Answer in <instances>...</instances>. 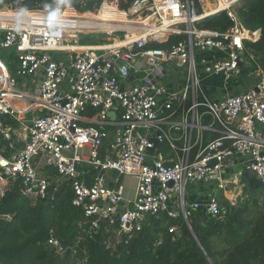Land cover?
<instances>
[{
	"label": "built area",
	"instance_id": "built-area-1",
	"mask_svg": "<svg viewBox=\"0 0 264 264\" xmlns=\"http://www.w3.org/2000/svg\"><path fill=\"white\" fill-rule=\"evenodd\" d=\"M110 1L128 18L111 30L71 4L0 8V47L16 54L14 71L0 65V194L10 178H21V193L34 199L69 183L72 204L91 218L86 232L106 222L113 247L164 215L190 229L204 207L221 219L220 201L189 202V186L213 181L225 189L233 181L224 176L227 161L237 154L264 181V67L247 49L261 29L235 14L242 0H212L209 12L201 0L203 14L194 0H132L127 8ZM221 11L234 21L229 29L197 26ZM208 76L219 77L216 97ZM126 175L137 178L130 197ZM47 245L66 251L55 237Z\"/></svg>",
	"mask_w": 264,
	"mask_h": 264
},
{
	"label": "trees",
	"instance_id": "trees-1",
	"mask_svg": "<svg viewBox=\"0 0 264 264\" xmlns=\"http://www.w3.org/2000/svg\"><path fill=\"white\" fill-rule=\"evenodd\" d=\"M65 1L0 0V8L53 10ZM103 1L66 2L79 11H94L101 7ZM131 1L119 0L121 8H127ZM110 7L111 11L115 10L113 5ZM111 14L114 15L111 20L123 19L115 12ZM235 14L245 27L261 29L260 40L256 43L247 41V49L264 67V0H242L235 7ZM233 24L227 12L221 11L199 21L197 26L227 30ZM182 38V35H175L172 40ZM150 46L167 47L155 42ZM0 58L14 71V50L0 47ZM4 145L0 143V148ZM11 152L9 150L5 154L10 155ZM9 183L5 194H0V215H12L10 220L0 218V264H264V213L251 227H241L240 230L234 226L244 222L238 215L242 214L240 210L248 209L247 204L236 207L233 213L231 208H223V213L228 210L226 215L230 213L226 223L210 215L197 224L191 219L192 229L182 218H179L180 222L173 218L155 219L130 239L108 247L107 223L102 222L101 228L93 235L86 232L91 218L81 207L72 204L73 192L69 183L61 185L54 197L51 195L53 187H50L46 198L37 199L21 193V178H10ZM174 225L180 227V235L171 230ZM223 232L226 235L219 234ZM50 237L59 239L66 248L64 254L59 256L47 245ZM111 240L115 241L113 237Z\"/></svg>",
	"mask_w": 264,
	"mask_h": 264
},
{
	"label": "crops",
	"instance_id": "crops-1",
	"mask_svg": "<svg viewBox=\"0 0 264 264\" xmlns=\"http://www.w3.org/2000/svg\"><path fill=\"white\" fill-rule=\"evenodd\" d=\"M207 4L210 5L212 3H207ZM96 21H98V19H95L92 22H96ZM110 21H117V20H109L108 22H110ZM98 22L100 23V22H104V21L100 20ZM97 23H95V24H97ZM98 25L100 26L101 24H98ZM2 64H5V62L0 58V65H2ZM245 161H246V156L245 155H239V154L228 159V161H227L228 166L224 170V176L226 178H229L230 180H233V181H230L227 184V187L225 189H218L216 183L213 181L201 182V183H197V184L189 186V195L187 196L188 201L189 202L198 201L200 203L205 204V203H207V201L210 197H216L220 201L222 207L225 209H226V206H228V205H229V208H231V205H234V208L230 209V212L233 213L232 210H234L239 203L238 199H244L243 196H240L242 194V191H243L242 183L243 182H245V183L249 182V186H251L252 184L254 185V179L257 178L253 173H251L249 171H248L249 172L248 177L245 176V171H246V170H244L245 169V167H244ZM250 176H251V178H250ZM249 194H250L249 196H252L250 192H249ZM252 197H254V196H252ZM226 202H228V204H226ZM241 204H246V203L244 201ZM258 204H259V200L256 199L255 206L257 209L255 211L245 209V210L241 211V213H242L241 215H238L239 218L242 219V221H246L248 219L253 220L255 218H258L261 214L263 215L264 211H262L261 208L260 209L258 208ZM248 209H249V206H248ZM228 211H226V212H228ZM226 212L223 213L222 218L220 219L221 221H223V223H226L227 218L230 216V213H228V215H226ZM206 216H208V212H207V209L205 207L203 209H200L199 211H195L194 215H193L194 223L197 224L200 219H206ZM167 218H170V217L164 215L161 217V220L167 219ZM179 218H182V217H179ZM179 218L177 219L178 222H180ZM156 224L159 225L160 222H156ZM175 226L178 227L175 231L176 234L180 235L181 234L180 227L178 225H175ZM219 234L226 235L225 232L219 233Z\"/></svg>",
	"mask_w": 264,
	"mask_h": 264
},
{
	"label": "rangeland",
	"instance_id": "rangeland-1",
	"mask_svg": "<svg viewBox=\"0 0 264 264\" xmlns=\"http://www.w3.org/2000/svg\"><path fill=\"white\" fill-rule=\"evenodd\" d=\"M66 1L59 4V5L69 6L70 4H68ZM110 2L111 1L109 0L108 4L111 5ZM113 6L115 8V10L113 12H115L120 17H124V16L120 15L118 10H116V6L115 5H113ZM93 13L96 16L99 15V13H101L103 15V18H109V17L112 18L114 16L112 14H108V11L102 7H100V9H98V10H94ZM80 39H81V43L85 42L83 35L80 36ZM145 75H146V71H144V70H140V72L138 73V77H144ZM168 78H170V77L168 76ZM218 80H219L218 76H208L206 79V83L208 84L207 90L209 91L211 96L216 97L220 91ZM23 81H24V79L20 80V82H23ZM28 84H30V82L26 83V86H28ZM244 89H246V87ZM250 178H251V176H250ZM123 180H124V184L126 185L125 196H127V197L133 196L134 192H135L137 178L135 176H132V175H126L123 178ZM242 186H243V191H242V194L240 196H243L244 199H238L239 203H238L237 207L241 208V203L245 201V203L249 206V209H247V210L255 211L257 209L255 206L256 199H257V200H259L258 208L259 209L261 208L262 211H264V181H262V183L257 187H255L253 184L251 186H249V182L248 183L243 182ZM249 192L255 198L252 196H249L250 195ZM239 212L241 213V210ZM191 219H193V217ZM256 219L257 218H255L253 220L248 219V220L244 221L243 223H239L238 225H234V226L237 228H240V230H241V227H244V228H247V226L251 227L252 225H254V223L257 222Z\"/></svg>",
	"mask_w": 264,
	"mask_h": 264
},
{
	"label": "bare ground",
	"instance_id": "bare-ground-1",
	"mask_svg": "<svg viewBox=\"0 0 264 264\" xmlns=\"http://www.w3.org/2000/svg\"><path fill=\"white\" fill-rule=\"evenodd\" d=\"M204 2H205V12H209L211 9H213V3H212V0H203ZM207 3H212V4H210V5H208ZM207 4V5H206ZM113 5H115V4H113ZM110 5L109 4H107V8H106V10L108 9V7H109ZM108 11V14H111L113 11H111V9L110 10H107ZM120 13V12H119ZM107 14V15H108ZM100 15H102L101 13H99V15H95L94 13H92V14H90V16H92L93 18H97V19H100V18H103V15L100 17ZM120 15L121 16H124V15H122L121 13H120ZM120 17V16H119ZM120 18H123V19H121V20H117V21H111V22H98L97 23V25L98 24H101L100 26L102 27V28H106L107 27V30H111L112 28H118V27H120V26H123V25H125L124 24V22H127V20H128V18H126L125 16L124 17H120ZM103 19H109V20H111V18L109 17V18H103ZM95 20V19H94ZM109 20H105V21H109ZM126 20V21H125ZM94 23V25H96L95 24V22H93ZM119 43V41H117V44Z\"/></svg>",
	"mask_w": 264,
	"mask_h": 264
},
{
	"label": "water",
	"instance_id": "water-1",
	"mask_svg": "<svg viewBox=\"0 0 264 264\" xmlns=\"http://www.w3.org/2000/svg\"><path fill=\"white\" fill-rule=\"evenodd\" d=\"M194 4H195V6L197 7V14H203L204 13V9H203V6H202V4H201V0H194ZM239 4V3H238ZM15 77L17 78V79H19V76L18 75H15ZM230 90H231V88H230ZM239 92L238 91H236L234 94H238ZM115 116H116V113L115 112H111V118H115ZM154 142H155V145H154V147L150 150V151H154L155 150V148L157 147V145H158V142H157V140L156 139H154ZM146 160L147 161H150L151 160V155H148L147 157H146ZM248 175H249V172L248 171H245V176L246 177H248ZM262 183V181L260 180V179H258V178H255L254 179V186L255 187H257L258 185H260ZM171 184V183H170ZM229 208V205L228 206H226V209H228ZM231 208H234V205H231ZM193 232V231H192ZM194 233V232H193Z\"/></svg>",
	"mask_w": 264,
	"mask_h": 264
},
{
	"label": "clouds",
	"instance_id": "clouds-1",
	"mask_svg": "<svg viewBox=\"0 0 264 264\" xmlns=\"http://www.w3.org/2000/svg\"><path fill=\"white\" fill-rule=\"evenodd\" d=\"M59 256H61V255H59Z\"/></svg>",
	"mask_w": 264,
	"mask_h": 264
}]
</instances>
